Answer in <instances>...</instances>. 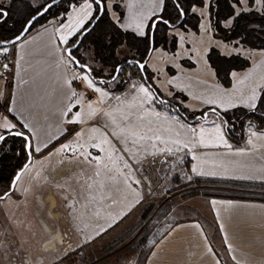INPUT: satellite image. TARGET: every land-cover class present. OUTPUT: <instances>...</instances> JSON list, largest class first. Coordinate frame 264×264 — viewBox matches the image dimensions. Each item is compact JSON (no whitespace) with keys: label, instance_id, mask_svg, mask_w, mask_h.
<instances>
[{"label":"crops","instance_id":"obj_1","mask_svg":"<svg viewBox=\"0 0 264 264\" xmlns=\"http://www.w3.org/2000/svg\"><path fill=\"white\" fill-rule=\"evenodd\" d=\"M77 1L72 3L66 12L51 16L46 21L33 26L24 37L17 41L13 45L16 58L14 68L9 76L2 75L7 80L3 100L5 113L13 119L15 128L23 129L30 134L33 149L44 150V153L40 155L42 158L39 159L38 168L33 169L42 176H57L52 181H57V179L60 181L62 178L59 179V176H64L63 179L71 183L70 192H67L69 196L60 198L65 202L64 207H67L65 216L69 217L66 222H62L57 232V239L62 245L78 244L77 250L80 248L78 253L84 256L88 254L89 247L95 243L98 244V240L106 236L126 217L130 210H135L137 205L141 204L144 195L142 187L135 183L138 180L137 177L140 176L137 173V167L141 166L146 158L171 153L159 151V149L171 148L172 152H177L179 156L185 155V158H189L188 172L194 176L193 179H222L239 182L234 186L238 192H246V194L236 197L210 198L209 213L215 222L223 250L231 264H264V129H256L249 124L246 126L245 138L240 142H234L225 132L223 119L213 111H209L201 119L208 118L212 113L211 119L214 120V125H193L198 118L193 122L183 120L171 109L170 105L169 107L167 103L160 104L156 96H153L152 101L142 103L137 96L124 91L111 93V90L106 89L90 76L88 78L93 81V87H89L83 78L85 75H81L82 71L74 70L75 66H78L69 61L66 53L70 39L86 26L95 11V3L92 0ZM164 1L161 3V0H119L111 2L108 10L110 16L123 28L133 30L138 34L143 32L145 35L149 29L150 18L161 13ZM85 3L92 4V7H81ZM115 3L118 4V8L115 7ZM196 8L197 10L203 8L204 12L209 15L206 6H196ZM87 13H91V16ZM79 19H84V25L78 26L76 31L68 36L69 23L75 24ZM137 24H141L142 27L137 28ZM175 29H170V32H174ZM179 35L183 38L190 36V45L193 44L191 46L194 48L199 47L197 38L200 34L191 31L185 35L182 31ZM62 36H68L66 43L61 40ZM175 36L178 40V35L175 34ZM220 39L222 41L217 40L218 50L223 54H239L249 60L251 50L264 54V49L250 48L241 43L235 44ZM120 46L130 49L126 44ZM208 49L207 45L203 48V52L207 53ZM119 50L118 47L117 53L120 52ZM187 50L189 51L187 57L175 55V59L180 63H182L181 59H189L187 61L191 64L188 66L192 69L196 67V62L191 58L193 52L190 47ZM207 64L210 66L208 60L205 63V69L208 68ZM210 68L213 69L211 66ZM248 69L231 70L232 84L239 83ZM209 72L212 73L210 69ZM214 75L216 77L215 71ZM83 85L88 88H83ZM227 87L232 86L222 88ZM96 88L101 91H95ZM85 93L90 94L91 99L94 100L92 103L85 99ZM256 93L255 100L244 97L243 101L235 102L233 107L244 106L248 110L254 109L251 105L254 101L256 105L260 95ZM116 97L120 99L117 100ZM228 105L225 109L223 107L218 109L229 110L231 104L228 103ZM69 107H71L70 112ZM91 107L95 110L113 107L111 112H107L111 114L107 117L112 121L115 120L114 129L111 130L115 140L110 144V148L120 157L115 159L116 161L114 158L106 160L100 165H97V161L94 160L87 161L81 164L83 169L79 170L80 172L77 170L74 172L70 166L75 164V160L73 161L70 156L62 160H52L51 155L65 142H70L69 147L71 148L77 143L76 141L83 140L82 137L84 138L89 131L90 121H88V127L83 126L85 123L81 124V117L86 115L85 111ZM121 114L127 115L128 119L133 114L138 115L145 120V124L137 126V124H130L129 121L123 122ZM87 116L90 118L89 115ZM77 118L78 122L70 123ZM217 125L220 126L219 131H217ZM121 129L124 131L121 132ZM141 136H147L149 139L141 140L139 139ZM157 136L160 137L159 140L155 139ZM177 140L180 141L179 144L175 143ZM184 144H187V147H184ZM35 157L34 154L33 159ZM52 162H55L53 164L55 168L47 169L46 163L49 165ZM115 162H117L116 166ZM60 165L65 169L61 170ZM97 178L103 181L101 189L105 193L104 204L102 203L99 207L89 204L85 207L81 205V211L78 210L75 201L82 204L84 198L79 195L81 192L79 187L87 186V194L93 197V183L98 181ZM124 181H128L129 184L125 185ZM31 183L34 189L36 181L35 184ZM118 191L127 192V194L120 196ZM35 194V191L28 190L25 186L22 193L15 196L27 205ZM113 194L117 197L116 202L109 204L108 201ZM26 211L29 210L24 209L23 220L27 214ZM2 221L4 218L0 217V225L3 224ZM23 223L25 224V221ZM52 235L53 237L49 239L50 243L47 242L46 236H40L39 244L43 246L49 243L61 246L60 243L53 241L56 240L55 233ZM21 237L23 235L14 232L10 235V240L21 239ZM1 239L0 243L3 242ZM11 243L14 245L13 242ZM57 254L56 250L46 251L43 256L44 264L60 257V254L58 256ZM28 261L34 264L33 261ZM24 263H26L25 260H18L16 256H13V260L10 261V264ZM144 264L225 263L209 239L202 219L192 217L179 219L173 223L154 243Z\"/></svg>","mask_w":264,"mask_h":264},{"label":"rangeland","instance_id":"obj_2","mask_svg":"<svg viewBox=\"0 0 264 264\" xmlns=\"http://www.w3.org/2000/svg\"><path fill=\"white\" fill-rule=\"evenodd\" d=\"M10 1L13 0H0V2L4 4L10 3ZM32 1L40 3L46 0ZM114 1L119 0H106L107 8H110L111 2ZM74 2L78 1H72L69 7ZM67 3L69 2L66 1V4ZM117 5L118 4L115 3L116 8H118ZM237 7H240V5H237ZM249 7L258 11L261 10V6H255L254 4ZM196 12H199L198 14L200 15L197 31L192 29L184 30L179 27L169 28L168 37L170 39L171 34L176 32L175 34L178 35V40L176 37V48L172 51L171 46L167 48L162 44L153 48L147 62L148 67L153 72L152 82L158 86L164 97L179 102L189 114L199 113L206 107H223L225 109L229 106L228 103L231 104L230 108L232 109L235 102H238V100L241 102L244 97L251 99L256 91V95L260 93V89L264 85V54L261 52L258 53L256 50H251V55H248L251 56L252 60H249L250 64L247 67L249 69L245 77L239 83L235 82L232 84L231 80L230 85H228L232 86L230 88H222L224 85L216 79L213 69L210 68L208 64V68L205 69L207 58L206 53L203 52V48L207 45L208 48L211 46L219 48V42L217 40L222 41L220 39L221 37L218 39L216 38L217 36L214 37L215 35L211 30L208 13L206 14L203 8L198 9ZM153 18V16L150 18V22L148 23L149 27ZM170 29L175 30L174 32H170ZM181 30L185 32V35L187 32L191 31L200 34L197 38L199 47L194 48V46H191L193 44L190 45V36L186 38H183V36L181 37V35H179V32L182 33ZM13 45L14 44H12V46ZM189 47L193 52L191 58L196 62V67L192 69L188 66L191 64L188 62L189 59H184L186 61H181L182 63L175 59V55L187 57L189 53L187 48ZM119 48L120 52H118V55L120 58L132 55L133 51L131 52L129 48H123L122 46H119ZM80 51L87 63L95 66L97 69H101L102 73L105 75L113 72L111 67L104 65L101 61L94 58L92 46L82 47ZM242 52L246 53V51L243 50ZM171 67L175 69L174 73H171ZM209 69L213 74L209 72ZM74 70L76 72L82 71L81 75H85L86 73L90 76L87 71L79 67L75 66ZM198 77H200V79H198ZM6 83V78L0 75V132L2 130L5 131L3 127L5 123L14 124L13 119L5 113L3 108V100L5 97L4 88ZM218 84L221 86H217ZM141 85L147 87L153 96H156L154 90L150 88L141 77H131L122 89L111 90L106 86L104 87L111 90V93L124 91L133 94L144 103L146 102L145 95L139 91ZM83 86V88H88V86ZM85 99L90 103L94 101L91 97L87 98L85 96ZM166 105L169 106V104ZM240 107H243L247 111L246 107ZM112 109L113 107H106L95 110L91 107L86 111L84 110L86 115L81 117V124L85 123L83 126L87 125L88 127V121H90L88 133L84 135V138L82 137L83 140L80 139L76 141L77 143H74L75 145H72L71 148H63L64 145L69 146L71 144L70 142H65L62 146H59L56 152L51 155L52 160H62V158H69L68 156H70L73 161L75 160V164L70 166L73 168L74 172L76 170L80 172L79 170L83 169L81 164H85L84 162L87 161H97V165L102 164L106 160H111L112 158L116 161L115 159L120 156L116 155V152L110 148V144L115 140L111 134V130L114 129L115 124H113L112 120L106 115V113L109 111L111 112ZM90 113L93 115L91 116ZM87 115H89L90 118H88ZM243 116L244 113L239 112L237 121L241 120ZM211 117L212 113H210L206 119L198 118L193 125H214V120L211 119ZM124 121L125 120H123V122ZM127 121H129L130 124H137V126H144L145 124V120L135 114L130 116ZM14 141H8L6 145H10V143ZM43 153L44 150L33 149V154L36 156L34 158L35 160L33 159V162L28 165L26 171L21 174L16 184L15 192L6 200L2 199V202H0V217L4 218V221H2L3 224L0 225V239L3 237L8 239H1L3 242L0 243V264H10V261L13 260V256H16L18 260H22L20 257H23L24 259L33 261L34 264H44L45 259L43 256L45 252L54 250L58 252L57 256L60 254V257L54 261L49 260L47 264H144L154 243L173 223L179 219L192 217H199L202 219L209 239L220 254L221 259L225 264H231L223 250L224 247L221 244L220 235L215 222L209 213V201L212 197H236L245 195L246 192H238L236 186L231 183H209L206 181L198 183L193 179L194 176L190 175L187 170V158H185V155L181 157L177 152H171L144 159L141 166L137 167V173L140 176L137 177L138 180L136 181H139V183L135 182L142 187L143 190L144 198L141 204L139 203L135 210H130L126 214V217L114 226L106 236L98 240V244L95 243L89 247V253L84 256L78 253L80 249L77 250L78 244L62 245L57 239V232L62 226V222H66L69 217L65 216V209H67V207H64L65 202L60 198L69 196L67 192H70L71 183L64 180V176H59V179L62 178L60 181H58V179L57 181H52L56 179L57 176H42L35 172L33 168H38L40 163L39 159L42 158L40 155ZM97 157L99 158L98 160L96 159ZM54 163L55 162H52L49 165L46 163L45 167L53 170L55 168L53 165ZM79 163L80 165H78ZM116 164L117 162H115V166ZM60 167H62L61 170L65 169L62 165H60ZM35 173H37L36 176ZM126 179H128V177H126ZM97 180L98 181L93 183V197L87 194V186L82 185L79 187V191H81L79 195L84 198L82 204L75 201L78 210L81 211L82 206L85 207L88 204L99 207L103 203V197H105L104 190L101 189V187H103V181L101 178H97ZM31 182L35 184L34 189H32ZM124 184L126 185L129 183L128 181H124ZM25 186H27L28 190L36 192L34 197L27 202L28 207L26 202L20 201V199L15 196L16 194L22 193ZM118 193L120 196H122V194H127V192L120 191H118ZM116 198L117 197L113 194L108 201L109 204H111V202L115 204ZM25 208L29 211H26L27 214H25V219L23 220ZM23 221H25V224ZM69 223L71 222L69 221ZM14 232L23 235L21 240L17 241L15 245H13L10 240V235H13ZM54 233V237L56 238V240H53L54 243H60L61 246L49 244V239L51 236L53 237L52 234ZM67 234L70 235L69 232H67ZM40 236H46V238H48L47 242L49 243L41 246L38 240ZM26 262L29 264V261Z\"/></svg>","mask_w":264,"mask_h":264},{"label":"trees","instance_id":"obj_3","mask_svg":"<svg viewBox=\"0 0 264 264\" xmlns=\"http://www.w3.org/2000/svg\"><path fill=\"white\" fill-rule=\"evenodd\" d=\"M48 1L50 0L40 3L32 0H13L7 4L0 2V10L7 12V16L0 17V41H9L15 37L23 29L27 20ZM66 1L69 3L66 4ZM72 1L77 0H61L59 3H56L49 8L45 14L36 19L32 27L46 21L51 16L66 12ZM101 1L106 5V0ZM193 4H195V6H206L208 8L211 30L215 36L221 37L228 42H234L235 44L241 43L250 48L264 49V4H262L261 10L258 11L252 8V11L244 12L232 24H228L226 21L234 15L232 5L235 4V0H204L203 3H200L199 0H180V6L185 9V15L183 16L178 15L174 0H165L161 13L152 19L151 25L157 16H162L163 19L168 20L169 23L165 25L164 23L157 22L155 27H149L145 35L123 28L110 16L107 7L94 22L93 26L90 27L95 17L100 13V11H97V6L95 4V12L92 19L86 24L84 29L70 39L68 46L76 43L80 38V34L90 27L79 40L77 46L71 49V54L90 66L91 71L87 72L94 81L111 90H117L122 89L131 77H141L150 88L154 90L157 100L160 103L164 101L163 103L169 104L171 109L183 120L193 122L197 119L196 116L202 114L204 111H213L223 119L227 136L234 142H240L246 136L247 125L252 124L256 129H264V85L261 89L258 101L252 110L247 109L246 111L240 106L230 110L206 107L199 113L189 114L179 102L168 98L167 100H163L162 98L166 97L162 95L158 86L152 82L153 72L148 67L147 62L153 48L162 44L167 48L171 46V50L173 51L177 46L175 34H171L170 39L168 37V29L179 27L184 30H198L200 15L196 11L193 12L191 10ZM252 5L253 0H249L247 6L249 7ZM122 44L128 45L130 49L133 50L131 56L120 58L117 49ZM90 46L93 47L94 58L101 61L104 65L111 67L113 70L112 73L105 75L102 73L101 69H97L95 66L85 61L80 49ZM206 57L210 66L213 67L218 81L224 86H228L231 83V70H244L250 64L248 58L239 54H223L214 46L209 48ZM181 61L185 62L186 60L182 59ZM140 62H145L144 70L140 68ZM118 66H120L118 75L112 78ZM81 69L86 71L85 68L81 67ZM174 72L175 69L171 67V73ZM239 112H243L244 116L241 120L237 121ZM13 137L15 143H20L19 140H23L22 136L13 135ZM17 146H19V144ZM25 161L27 160H24V155H19L15 147L13 150H10V154L5 153L1 155L0 177H5V181H8L9 178L11 180L12 176L23 167L24 163H26ZM189 164L190 161L189 158H187V170L190 169ZM195 180L198 183L206 181L209 183L220 182L234 185L239 184L237 181L222 179L196 178ZM19 240L21 239H14L12 242L15 245ZM20 258L25 260V262L28 261V259H24L23 257ZM24 264L28 263L26 262Z\"/></svg>","mask_w":264,"mask_h":264},{"label":"snow or ice","instance_id":"obj_4","mask_svg":"<svg viewBox=\"0 0 264 264\" xmlns=\"http://www.w3.org/2000/svg\"><path fill=\"white\" fill-rule=\"evenodd\" d=\"M163 2V0H161V3ZM200 3H203L204 0H199ZM93 3L96 4L97 6V11H103L107 5L101 3V0H93ZM174 3H175V7H176V10H177V13L179 16H183L185 15V9L182 8L180 6V0H174ZM249 4V0H235V4L232 5L233 7V10H234V15L232 18H230L227 23L228 24H232L236 19H238L244 12H250L252 11V7H248L247 5ZM253 4L255 6H262V4H264V0H253ZM237 5H240V7H237ZM81 7L83 8H91L92 7V4H89V3H85L84 5H82ZM129 7L131 8V4L129 5ZM191 10L193 12L197 11V8L195 6V4H193L191 6ZM88 16H91V13H87ZM155 15V14H154ZM4 16H7V12H4L2 10H0V17H4ZM33 19H35V17H33ZM69 20L71 21V17L69 16ZM159 22V23H164L165 25H167L169 23L168 20H165L163 19L162 16H157L154 21H153V24L150 26V27H155L156 23ZM85 23L84 19H79L75 22V24H72V23H69L68 25V28H69V32H68V36H71L77 29L78 26H83ZM142 27L141 24H137V28H140ZM141 35H143V32L141 33ZM68 36H62L61 37V40L63 42H67V39H68ZM20 36H17L15 38V40L13 41H7V42H3V43H10V44H15L16 41H19L20 40ZM5 52L8 51L7 48H4L3 49ZM68 58H69V61L74 63V64H78L79 62L75 60L74 57L71 56V49L68 50ZM5 68H7V65H4ZM80 67L82 68H86L87 66L86 65H80ZM141 68H143V65H141ZM88 71L90 72L91 69H88ZM233 75H235V73H233ZM89 87H93V81L91 79L88 78V75L85 74V76L83 77ZM95 91L97 92H100L101 89L99 88H96ZM139 91L144 93L145 95V98H146V101H152L154 99L153 97V94L149 91V89L147 87H145L144 85H141L140 88H139ZM73 95H75V93H73ZM103 95H107L106 93H103ZM117 100H119L120 98L119 97H116ZM135 99V98H134ZM253 100L256 99L255 95H253L252 97ZM164 101H161V103H163ZM252 107H255V104L253 103L251 105ZM68 111L70 112L71 111V107H69ZM67 115V113H66ZM106 115H111V114H107ZM122 115V118L127 121L128 120V116L127 115H124V114H121ZM158 115V114H157ZM140 119V118H138ZM75 122H78V118L77 119H74L73 121H70V123H75ZM113 124H115V120L113 119ZM150 123V121H149ZM4 129L10 134V135H15V136H24V133L23 132H20V131H12L14 128H15V125L11 124V123H5L3 125ZM24 127H27V125H24ZM219 125H217V131H219ZM124 129H121V132H123ZM194 131V130H193ZM115 134V133H114ZM79 135V134H77ZM6 139V136L3 135V134H0V142H3L4 140ZM25 139L27 140V137H25ZM139 139L143 140V139H149V137L147 136H141ZM155 139L159 140L160 137L157 136L155 137ZM220 139L222 140L223 137L221 136ZM163 142V141H162ZM175 143L179 144L180 141L177 140L175 141ZM95 146V145H94ZM184 147H187V144H184L183 145ZM69 146L68 145H64L63 148H68ZM39 150V149H37ZM159 151H168V152H172V149L171 148H167V149H159ZM97 160L99 159L98 157L96 158ZM127 166V164H126ZM25 167H27V165H25ZM18 178V177H17ZM136 183H139V181H136Z\"/></svg>","mask_w":264,"mask_h":264},{"label":"water","instance_id":"obj_5","mask_svg":"<svg viewBox=\"0 0 264 264\" xmlns=\"http://www.w3.org/2000/svg\"><path fill=\"white\" fill-rule=\"evenodd\" d=\"M60 1H61V0H50V1H48V2H47L42 8H40L36 13H34V14H33V15L27 20V22L25 23L23 29H22V30H21V31L15 36V37H13V38H12L11 40H9V41H13V40H15V38H16L17 36H20L21 38L24 37V36L26 35V33L30 30V28L32 27V25H33V23L36 21V19H38L39 17H41L43 14H45V13L49 10V8H51L53 5H55L56 3L60 2ZM101 3H103V2L101 1ZM102 12H103V11H100V13L97 15V17H95V19H94V21L92 22V24L90 25V27L93 26L94 22L97 20V18L101 15ZM33 17H35V19H33ZM90 27H88L87 29H85V30L80 34V38H79V40L83 37V35H84V33L86 32V30H88ZM21 38H20V39H21ZM79 40H78L76 43H74L73 45H70V46H68V47L66 48V53H67V54H68V50H69V49H72L73 47H76V46H77ZM4 42H7V41H4ZM16 42H17V41H16ZM16 42H15V43H16ZM6 44H10V43H3L2 41H0V45H6ZM71 56H72V54H71ZM72 57H74V56H72ZM74 58H75L76 61L79 62L78 64H76L79 68H81L80 65H86V66H87V67L85 68L86 71H88V69H90V66H89L88 64H86V63L80 61L77 57H74ZM141 65H143V68H141ZM144 65H145V62H140V63H139V66H140V68H141L142 70H144ZM119 68H120V66L117 67V70L115 71V73H114V75L112 76V78H115V77L118 75ZM88 72H89V71H88ZM162 99H163V100H167V98H162ZM207 113H208V111H204L202 114L197 115L196 118H204V117L207 115ZM13 131H19V130H13ZM20 132H22V131H20ZM23 133H24V132H23ZM24 137H27V141H28V149H29L30 144H31L30 136H29L27 133H24ZM31 159H32V154H31V152H30V153H29V158H28V160L26 161V163H25V164L23 165V167L20 168V169L17 171V173L15 174V176H14V178H13V180H12V183H11V189H10V192L14 190V187H15V185H16V183H17L19 177H20V175L22 174V172H23L24 169L26 168L25 165H28L29 162L31 161ZM17 177H18V178H17Z\"/></svg>","mask_w":264,"mask_h":264},{"label":"flooded vegetation","instance_id":"obj_6","mask_svg":"<svg viewBox=\"0 0 264 264\" xmlns=\"http://www.w3.org/2000/svg\"><path fill=\"white\" fill-rule=\"evenodd\" d=\"M13 130H19V131H22L24 133H27L25 130L23 129H19V128H14ZM12 130V131H13ZM0 134H3L6 136V139L3 141V142H0V156L5 154V153H8L10 154V150H13L14 147L16 148L17 150V153L19 155H24V160H28L29 158V153L31 152L32 154V159L31 161L33 160V148H32V141H31V137H30V141H31V144H30V147L28 149V141L25 139L24 136L23 137V140H19L20 143H15V142H12L10 143V145H6L8 143V141L10 142L11 140L14 141V137L13 135H10L6 130H2L0 132ZM29 136L30 134L27 133ZM12 138V139H11ZM19 144V146H17ZM27 156V157H26ZM31 161L29 162V164L31 163ZM26 162V161H25ZM25 164V163H24ZM28 164V165H29ZM27 165V166H28ZM26 169V168H25ZM24 169V170H25ZM24 172V171H23ZM22 172V173H23ZM17 173V172H16ZM15 174L12 176V179L10 180V178L8 179V181H5V177L4 178H1L0 177V202H2V199H7L12 193L15 192V187H14V190L10 192V189H11V183H12V180L14 178ZM21 176V175H20ZM20 178V177H19ZM18 182V181H17ZM17 184V183H16Z\"/></svg>","mask_w":264,"mask_h":264},{"label":"built area","instance_id":"obj_7","mask_svg":"<svg viewBox=\"0 0 264 264\" xmlns=\"http://www.w3.org/2000/svg\"><path fill=\"white\" fill-rule=\"evenodd\" d=\"M7 48L8 51L5 52L3 49ZM15 53L12 44L0 45V74L4 76H9L15 65ZM7 65V68L4 67ZM87 98L91 96L85 93Z\"/></svg>","mask_w":264,"mask_h":264}]
</instances>
